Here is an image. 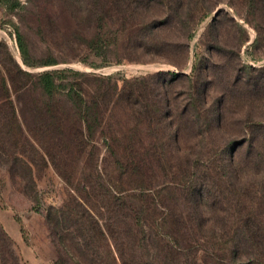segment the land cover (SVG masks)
Wrapping results in <instances>:
<instances>
[{"label": "rangeland", "instance_id": "374dc122", "mask_svg": "<svg viewBox=\"0 0 264 264\" xmlns=\"http://www.w3.org/2000/svg\"><path fill=\"white\" fill-rule=\"evenodd\" d=\"M95 5L92 0H0V72L18 67L33 77H25L27 87L17 90L0 75V264H124L121 247L97 228L92 231L95 220L83 212L81 197L86 184L103 191L117 187L121 166H144V157L149 168L179 175L204 169L213 158L212 168L223 174L231 170L229 164L221 169L224 153L226 163L237 157L233 167L241 164L242 181L261 180L249 168L264 149V130L257 129L264 124V0H209L207 15L186 34L174 17L154 31L138 30V21L127 16L121 38L103 55L87 45L101 27L87 17ZM167 16L156 8L145 23ZM20 34L31 66L24 62ZM49 71L59 72V84L81 83L86 102L61 93L46 96L35 83ZM152 76L134 87L147 98L145 108L116 96L97 105L92 97L103 79L122 89L126 80ZM160 111L149 129V118L140 114ZM145 147H157L161 162L145 156ZM228 190V208L216 216L234 221L240 218L239 198ZM61 208L72 218L60 215ZM73 218L89 227L87 246L74 233ZM123 248L125 260L135 261L131 247ZM145 259L137 254L136 264Z\"/></svg>", "mask_w": 264, "mask_h": 264}, {"label": "trees", "instance_id": "16d2710c", "mask_svg": "<svg viewBox=\"0 0 264 264\" xmlns=\"http://www.w3.org/2000/svg\"><path fill=\"white\" fill-rule=\"evenodd\" d=\"M83 1L85 2V0H72L74 4ZM208 1L92 0L96 5L94 9L87 10V17L89 19L93 16L95 21L99 20L97 23L101 27L99 30L96 28L89 39L88 48L96 55H103L112 45V40L121 38L123 31L121 26H125V22H128L127 16L138 21V30L146 28L154 31L168 25L169 17H174L187 31L186 34L190 32L188 27L190 24L207 15ZM156 8H163L168 15L167 19L162 22L155 19L152 24H146L145 18L149 20V14L155 13ZM101 12L103 16L99 17ZM202 12L203 15L200 17L199 14ZM82 13L81 15L85 17ZM115 26L118 28L115 29ZM89 28L94 29V25ZM106 29H109V34L105 32ZM189 37L191 38L190 35ZM19 39L24 62L31 66L30 53L21 34ZM7 70L5 75L0 72L1 81L5 85L10 83L13 89H22L19 86L24 84L25 77L33 78L31 73L18 67L17 71L10 68ZM58 75L59 72H45L37 77L35 84L50 98L61 93L69 101L86 102L81 83H72L69 86L59 84ZM155 76L126 80L122 89H119L116 83L111 85V79H106L109 82L106 85L103 79L105 91H102L103 86H101L92 97L97 105H100L98 100L112 101L116 96L117 101L124 97L134 106L141 105L145 108L147 98L140 93L142 89L134 87H139L142 82L147 83ZM157 76L162 77L165 74L160 73ZM174 76L178 77L176 74ZM24 85L26 88L27 84ZM160 113L161 111L156 113V116L140 115L149 118L145 125L151 129L157 117L161 116ZM89 116L90 114L86 115ZM98 117L99 120H104V115L99 114ZM258 126L257 129L264 130V124ZM157 152V147L151 149L145 147L144 154H148L145 156H150L152 160L160 163L162 159ZM223 154L219 155L222 160L221 169L229 164L231 170L228 173L222 174V170L218 172L212 168L211 163H215L213 158H210L206 168L197 169L194 173L180 171L179 175L173 170L149 168L148 161L144 157L143 160L140 159L144 166L137 165L131 168L121 166V172L117 173V187H103V191L96 186L86 184L83 188L85 194L81 199L86 202L83 212L95 220V228L92 226V231L97 228L103 237L109 236L116 247H121L118 250L124 264H136L137 254L146 257L145 262L141 264H264V149L253 156L250 161L253 168H249L258 171L261 176L260 181L255 174L253 176L256 177L251 182L242 181L240 177L243 170L239 169L241 164L235 169L233 167L237 164V157L232 156L226 163ZM136 156L141 157L143 153ZM120 157L123 161L128 158L121 154ZM121 159L118 162L123 165ZM135 161H139L138 158ZM229 187L239 198L236 199V209L240 218L234 221L230 220L229 216H216L228 208L229 203L225 194L228 193ZM174 193L181 195L175 199L170 198ZM107 211L108 216H105ZM243 211L246 212L245 215ZM58 213L71 218L70 214H73L66 213L62 208ZM78 217L82 219V216ZM72 220L75 221L74 233L80 236L87 246L89 242L87 237L90 236L89 227L81 220L74 218ZM231 226L237 227L235 231L227 230ZM217 228L221 230L218 231ZM123 247H131L135 261L125 260Z\"/></svg>", "mask_w": 264, "mask_h": 264}]
</instances>
